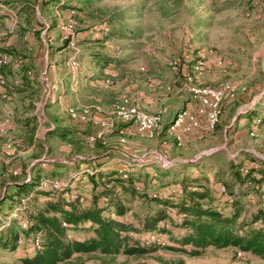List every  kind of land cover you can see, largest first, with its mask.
<instances>
[{"label": "rangeland", "instance_id": "rangeland-1", "mask_svg": "<svg viewBox=\"0 0 264 264\" xmlns=\"http://www.w3.org/2000/svg\"><path fill=\"white\" fill-rule=\"evenodd\" d=\"M59 1L77 3L83 9L66 11L44 0H0V52L13 47V63L21 59L32 71L30 85L21 87L14 86L9 70L7 79L0 76V197L6 193L4 184L36 166L65 180L69 166L79 157L108 149L151 164L147 168L151 174L158 165L182 161L178 156L191 160L210 156L203 163L220 168L228 160L250 164L243 154L250 153L264 168V124L237 121L240 113L264 104V0ZM67 21L75 32V43L68 47L61 30ZM101 27L124 29L128 34L121 37L115 31L103 46L84 40L86 35H98ZM93 47L112 51L120 62V66L98 70L107 71L101 82L83 76L96 72L85 56ZM76 53L78 65L72 62ZM199 62L202 72L194 75L193 65ZM184 70L200 87L220 88L224 83L235 87L223 102L226 112L214 131L191 128L186 132H197L190 140L182 135L184 131L179 138L165 134L164 129L150 136L139 132L134 123L116 119L112 106L125 97L148 113L161 114L164 121L183 109L184 101H197L184 90ZM4 87L13 91L12 98L3 92ZM144 94L159 97L161 108L145 107ZM29 116L36 122L25 124ZM199 121L206 125V115L199 116ZM58 124L74 127L75 134L53 135ZM159 153L164 164L156 158ZM233 191L248 211L260 194L257 188L253 191L239 184ZM133 204L140 211L142 201ZM14 256L8 250L0 253L5 262H14ZM180 260L185 264H264L262 258L234 248H208L201 257L170 250L118 257L120 264H177Z\"/></svg>", "mask_w": 264, "mask_h": 264}, {"label": "trees", "instance_id": "trees-1", "mask_svg": "<svg viewBox=\"0 0 264 264\" xmlns=\"http://www.w3.org/2000/svg\"><path fill=\"white\" fill-rule=\"evenodd\" d=\"M44 1L66 11L83 9L70 1ZM115 31L114 27H101L97 28L98 35L83 38L91 45L103 46ZM115 34L126 37L128 33L118 29ZM64 43L69 46L67 40ZM12 48L4 47L0 52V57H8L0 65V76L6 78L9 70L15 87L30 85L32 71L21 59L13 63ZM85 56L90 59L91 69L96 70L93 75L84 73L85 79L97 78L98 70L106 66H120L112 51L104 48L93 47ZM183 73L185 77L188 74L187 70ZM7 87L3 92L12 98L13 91ZM25 119L27 125L36 122L30 116ZM242 119L262 126L264 104L240 113L237 121ZM166 127L165 122V132ZM35 130L36 126L32 128ZM51 132L66 137L74 135L75 128L58 124ZM118 153L108 149L79 157L69 166L60 188L43 184V179L51 175L40 165L4 184L6 193L0 197V253L15 252V259H0V264H120V255L144 257L170 250L201 257L208 248H234L264 260V168L258 165V158L243 153L250 164L228 160L217 168L212 162L203 163L210 156L200 157L158 165L157 172L151 174L147 169L151 164L134 160L127 171L107 166L108 158ZM236 184L259 190L258 201L250 211L239 204L233 191ZM171 186H180L182 193H169ZM221 187H226L232 202L222 195ZM137 199L142 201L138 212L133 204ZM160 238L167 240L166 246H160Z\"/></svg>", "mask_w": 264, "mask_h": 264}, {"label": "built area", "instance_id": "built-area-1", "mask_svg": "<svg viewBox=\"0 0 264 264\" xmlns=\"http://www.w3.org/2000/svg\"><path fill=\"white\" fill-rule=\"evenodd\" d=\"M63 39L67 40L69 44L74 45L75 32L74 25L71 21L63 22L61 24ZM78 53L72 57V62L74 65H78L79 62L76 61ZM7 56L0 57V65L6 62ZM175 68H177L175 66ZM203 69V63L199 62L194 65L193 73L194 75L201 74ZM195 77L192 74L186 75V83L184 90L189 92L192 97L200 103L197 113H192L187 108L178 110L171 121L168 122L166 127V132L168 135H174L179 138L181 136L180 131L186 132L191 128H201L202 131L214 130L217 124L220 122L221 115L223 113V102L228 93L235 91V87L231 86L229 83H224L220 88L214 87H200L194 83ZM112 112L114 113L116 119L124 122H132L136 125L139 132L153 136L157 131L164 129L165 121L163 116L159 113H148L142 110L134 100L125 97L120 102L115 103L112 106ZM206 115L207 123L202 125L199 121V115ZM75 115V114H73ZM103 124H105L103 122ZM156 157L159 163L164 164L165 158L162 153L158 154ZM144 162L139 158L131 157L128 153L123 152L121 154V168L123 170H128L131 161ZM126 176V174H125ZM65 180L58 179L56 177H45L43 179V184L45 186H52L60 188L64 185ZM182 188L180 186H171L168 190L171 194L182 193ZM221 193L230 203L233 201V197L228 195L226 187H221ZM166 195V193H164ZM158 243L161 247L166 246L167 240L165 238L158 239ZM39 244V241H36Z\"/></svg>", "mask_w": 264, "mask_h": 264}, {"label": "crops", "instance_id": "crops-1", "mask_svg": "<svg viewBox=\"0 0 264 264\" xmlns=\"http://www.w3.org/2000/svg\"><path fill=\"white\" fill-rule=\"evenodd\" d=\"M107 74V71H99L98 73H97V82H101L100 81V78L101 77H104L105 75ZM144 102H143V105L145 106V107H147L148 109H150V110H157V109H160L161 108V104H162V101H161V99L159 98V97H157V96H154V95H152V94H144ZM149 104V105H148ZM199 106H200V103L199 102H197V101H194V100H192L191 98H189V101H184V103H183V108H187L189 111H191L192 113H197L198 112V109H199ZM178 111V110H177ZM177 111H175L174 113H173V115L167 120V121H165L166 122V124H168V122H170L171 121V119H172V117L174 116V114L177 112ZM225 112H226V110L224 109V111H223V114H222V116H221V119H222V117L225 115ZM204 115V114H203ZM203 115H199V116H203ZM205 116V115H204ZM243 120V119H242ZM135 126V128L137 129V127H136V125H134ZM138 130V129H137ZM194 130V131H193ZM191 132H189V133H187V132H184V133H182V131H180V133H182V135H184V136H187V137H189V140H190V138H192V136L194 135V134H196V130L195 129H193ZM120 151V154L118 153L117 154V156L116 157H113V158H108V162H107V166H115V167H120L121 166V154L124 152V151H121V150H119ZM178 158H183V160L182 161H178V162H176V163H181V162H184V161H188V160H191V159H189V158H187V157H184V156H178ZM192 160H194V159H192ZM149 168V167H148Z\"/></svg>", "mask_w": 264, "mask_h": 264}]
</instances>
